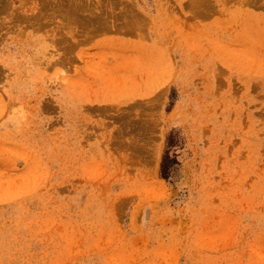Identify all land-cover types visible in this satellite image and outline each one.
Instances as JSON below:
<instances>
[{
	"label": "rangeland",
	"instance_id": "obj_1",
	"mask_svg": "<svg viewBox=\"0 0 264 264\" xmlns=\"http://www.w3.org/2000/svg\"><path fill=\"white\" fill-rule=\"evenodd\" d=\"M0 264H264V0H0Z\"/></svg>",
	"mask_w": 264,
	"mask_h": 264
}]
</instances>
